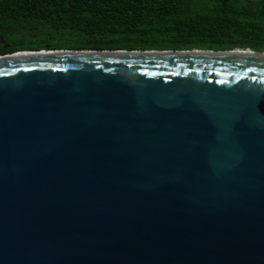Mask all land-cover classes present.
I'll return each mask as SVG.
<instances>
[{
	"label": "water",
	"instance_id": "95a60500",
	"mask_svg": "<svg viewBox=\"0 0 264 264\" xmlns=\"http://www.w3.org/2000/svg\"><path fill=\"white\" fill-rule=\"evenodd\" d=\"M0 264H264V51L0 55Z\"/></svg>",
	"mask_w": 264,
	"mask_h": 264
},
{
	"label": "trees",
	"instance_id": "16d2710c",
	"mask_svg": "<svg viewBox=\"0 0 264 264\" xmlns=\"http://www.w3.org/2000/svg\"><path fill=\"white\" fill-rule=\"evenodd\" d=\"M0 39V55L48 49L264 51V0H0ZM40 39L54 43L45 46ZM25 40L35 45L26 47Z\"/></svg>",
	"mask_w": 264,
	"mask_h": 264
},
{
	"label": "rangeland",
	"instance_id": "374dc122",
	"mask_svg": "<svg viewBox=\"0 0 264 264\" xmlns=\"http://www.w3.org/2000/svg\"><path fill=\"white\" fill-rule=\"evenodd\" d=\"M43 42V44L45 45V46H48V45H51L52 43H54V42H52V41H50V40H47V39H40V40H38V42ZM15 43H17V40H15L14 41ZM23 44L27 47V46H29V45H31V46H33V45H35V43H32L31 42V44H29V42H27L26 40L23 42Z\"/></svg>",
	"mask_w": 264,
	"mask_h": 264
}]
</instances>
